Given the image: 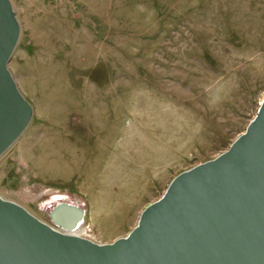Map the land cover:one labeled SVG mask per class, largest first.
Here are the masks:
<instances>
[{"label": "rangeland", "instance_id": "rangeland-1", "mask_svg": "<svg viewBox=\"0 0 264 264\" xmlns=\"http://www.w3.org/2000/svg\"><path fill=\"white\" fill-rule=\"evenodd\" d=\"M12 3L33 117L0 156V195L48 223L79 208L97 242L228 149L264 98V0Z\"/></svg>", "mask_w": 264, "mask_h": 264}, {"label": "water", "instance_id": "water-1", "mask_svg": "<svg viewBox=\"0 0 264 264\" xmlns=\"http://www.w3.org/2000/svg\"><path fill=\"white\" fill-rule=\"evenodd\" d=\"M20 35L12 0H0V156L33 117L9 69ZM0 264H264V98L228 149L174 176L111 242L63 232L0 195Z\"/></svg>", "mask_w": 264, "mask_h": 264}, {"label": "bare ground", "instance_id": "bare-ground-1", "mask_svg": "<svg viewBox=\"0 0 264 264\" xmlns=\"http://www.w3.org/2000/svg\"><path fill=\"white\" fill-rule=\"evenodd\" d=\"M257 113V111H256ZM255 113V114H256ZM247 128V127H246ZM245 128V129H246ZM245 131V130H244ZM194 166V165H193ZM188 169V168H187ZM173 179V178H172ZM171 179V180H172ZM170 180V182H171ZM169 182V183H170ZM169 185V184H168ZM168 187V186H167ZM167 187L165 188V190L167 189ZM164 190V192H165ZM163 192V193H164ZM162 193V194H163ZM161 194V196H162ZM2 196V195H1ZM160 196V197H161ZM4 197V196H3ZM159 197V198H160ZM6 198V197H5ZM8 199V198H7ZM158 199V198H157ZM156 200V199H155ZM154 200V201H155ZM148 205V204H147ZM146 205V206H147ZM145 206V207H146ZM144 207V208H145ZM143 208V210H144ZM142 210V211H143ZM130 211V209H129ZM141 211V213H142ZM85 212L79 208H73V207H70V206H66V205H63V206H60L55 213H53L51 215V221H50V224H52L54 227H56L57 229L63 231V232H66V233H71V234H77V235H80V236H84V237H87V238H90L92 240H94L92 238V236L89 234V232H87L84 228H81V221H79V218L80 216H82ZM141 213L139 214V217L137 219V222L136 224L133 226L135 227L137 224H138V221H139V218L141 216ZM125 216V214H124ZM132 229L129 230V232L131 231ZM128 232V233H129ZM127 233V234H128ZM126 234V235H127ZM115 240V239H114ZM101 243H103L102 241H100ZM111 242V241H110Z\"/></svg>", "mask_w": 264, "mask_h": 264}]
</instances>
